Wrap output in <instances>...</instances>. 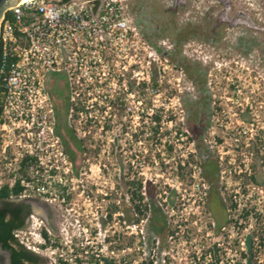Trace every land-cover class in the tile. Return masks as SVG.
I'll use <instances>...</instances> for the list:
<instances>
[{
    "label": "rangeland",
    "instance_id": "obj_1",
    "mask_svg": "<svg viewBox=\"0 0 264 264\" xmlns=\"http://www.w3.org/2000/svg\"><path fill=\"white\" fill-rule=\"evenodd\" d=\"M124 4L134 27V53L139 56L132 63L136 66L134 92L110 97L113 106L123 110L120 117H112L110 130L97 121L96 109L69 111L67 119L74 130L69 138L70 171L53 176L55 182L67 178L68 187L51 195L57 200L55 227L60 246L71 242L78 249L95 247L103 256L127 259L131 240L126 231L130 229L118 219L121 213L110 220L106 216L115 200L127 203V171L129 179L141 178L153 191L144 200L150 202L144 221L132 229L137 232L133 234L134 259L139 257L137 248L145 246L140 229L150 235L164 230L172 216L213 215L205 206L208 183L200 168L201 158L208 155L219 167L216 183L222 214L244 220L243 233L259 250L258 264H264V0H125ZM186 23L211 30L217 25L218 32L200 30L178 42L176 28ZM142 41L144 47L148 45L145 57L141 56ZM182 60L197 67L208 102V121L199 138L201 153L196 148L199 139L186 127L185 108L190 100L196 105L201 92L181 66ZM101 72L107 75V67ZM152 75L158 79L156 86L149 84ZM115 78H107L103 89L122 90ZM143 80L148 83L137 94L136 82ZM73 97L77 101L83 96ZM159 108L163 110L161 135L152 138L149 115ZM118 118L123 123L115 122ZM78 139L84 140L81 154L73 151L72 142ZM186 160L180 170L178 162L183 165ZM255 162L262 174L257 184L249 179ZM231 203L237 204V211L231 210ZM243 208L250 210L247 219L238 215ZM161 217L165 222L160 223ZM254 262V258L247 260V264Z\"/></svg>",
    "mask_w": 264,
    "mask_h": 264
},
{
    "label": "built area",
    "instance_id": "obj_2",
    "mask_svg": "<svg viewBox=\"0 0 264 264\" xmlns=\"http://www.w3.org/2000/svg\"><path fill=\"white\" fill-rule=\"evenodd\" d=\"M124 1L23 0L4 11L0 20V189L16 184L21 187L18 194L10 197L50 200V192L55 190L53 176L67 164V154L55 132L54 102L48 87L55 76L62 75L66 82L69 101H73L69 111L78 113L97 110V101L110 108L115 104L109 100L114 93L134 92L132 77L136 66L132 63L133 57L139 56L134 53L135 32ZM144 44L142 41V57L148 56V45ZM103 67H107V75L101 72L102 78ZM107 78L117 79L122 90L103 89L109 83ZM142 82L146 86L148 80ZM142 82H136L137 94L145 88L141 87ZM73 96L83 97L75 101ZM132 216L128 224L119 219L130 229L126 231L131 240L127 242V259L103 256L95 247L78 249L71 242L60 246L56 234L33 212L27 226L15 229L13 236L50 264H247L253 258V264L261 261L257 259L259 250L252 247V241L248 245L243 230L235 226L225 237L213 233V215L172 216L166 219L168 226L163 235H149L140 229L145 246L137 248L139 257L134 259L133 234L137 232L132 229L144 221V216Z\"/></svg>",
    "mask_w": 264,
    "mask_h": 264
},
{
    "label": "trees",
    "instance_id": "obj_3",
    "mask_svg": "<svg viewBox=\"0 0 264 264\" xmlns=\"http://www.w3.org/2000/svg\"><path fill=\"white\" fill-rule=\"evenodd\" d=\"M210 29V28H209ZM204 29L203 25H193L190 23L184 24L180 28H176V39L178 42H181V40L186 37L188 34H192L194 32H200V30L204 31L205 33H211L213 35L217 34L218 28H214V30L210 29ZM206 35V34H204ZM174 54L178 52L177 49H174ZM181 66L184 68L186 74L189 76V78L195 82V84L200 89L201 95L199 97V101L196 102V105H193V103L190 101L185 103V108L187 110V116H186V127L188 130L192 131L194 133V137L196 139L202 138L203 136V130L205 125L208 121V115L206 114L207 108H208V102L206 101L204 90H203V81L201 76L198 74L197 67L190 63L187 60H182ZM3 79V75L0 73V82ZM61 75L55 76L51 81H61ZM50 81V82H51ZM157 77L155 75H152L149 80V84L151 86L157 85ZM50 82L48 83V87L51 91V97L54 102V110H55V117L59 125H62V120L65 119L66 114H69V108L70 106L66 107V104L63 102V104H58L56 101V94L54 89H56V85H53L50 87ZM145 86V82L141 83V87L143 88ZM154 96V93H151L150 95V101H152ZM111 101V99H109ZM105 105H98L97 101V121H103L105 129L110 130L112 128L111 119L115 115L117 117H120L123 113V110L120 108H115L113 105L110 108H106ZM68 108V110H67ZM75 114L78 113V110H74ZM85 112V111H84ZM116 112V113H115ZM86 113L88 111L86 110ZM163 118V110L161 108L156 110H151V113L149 115L150 119V133L152 138H157L159 135H161L159 128L162 123ZM171 118H166V121H171ZM119 123L121 122V118H118L117 121ZM74 130H70L69 136L74 137ZM186 136V134H183ZM170 150L172 147L167 146ZM196 148L198 149L199 153L203 152V148L200 145V139L199 142L196 144ZM85 149V148H84ZM71 153V152H70ZM71 159L73 157L71 156ZM200 162V168L202 170L201 175L205 178V180L208 183V190L207 194L205 196V206L209 212L213 215H222L223 213V203L222 198L220 196V192L218 190L217 186V172L219 170L218 163L215 159L212 157L205 155L203 158H201ZM188 163V160L185 161V163L182 165L181 161L178 162L177 166L180 170L184 169V165ZM252 173L249 176V179L253 183H259V178L262 177V174L260 172V167L255 162L251 164ZM125 185H128V188L126 187V191L128 193L129 198L132 200L133 204V212L132 214L143 216L146 215V211L149 210L150 202L144 201L148 199V196L151 191L150 183L143 184L141 178L137 179H129V172L125 173ZM21 191L20 185L16 184L12 188H8V186H3L0 189V200H5L9 198L11 194H18ZM230 208L232 211H237V204L231 203ZM113 208L109 206L108 212L106 213L107 220L111 219ZM126 213V212H125ZM250 214V210L247 208H243L241 211L238 212V215H241L243 218L247 219ZM24 216H17L11 219L5 218V209L0 210V244L1 246L10 251L11 253V264H25V261H33V264H38L39 260L36 254L32 253L31 251L25 249L24 247L17 244L14 240L13 236V230L19 227H22L24 225ZM139 218H135V220H138ZM161 231H164L161 229ZM158 231H154V233H157ZM249 245V240H248ZM105 260H107L105 258Z\"/></svg>",
    "mask_w": 264,
    "mask_h": 264
},
{
    "label": "flooded vegetation",
    "instance_id": "obj_4",
    "mask_svg": "<svg viewBox=\"0 0 264 264\" xmlns=\"http://www.w3.org/2000/svg\"><path fill=\"white\" fill-rule=\"evenodd\" d=\"M183 2H186V0H183ZM178 7V5L173 8L174 10L170 11L172 14L176 13V8ZM217 27L213 26V30L214 28ZM56 85V89H54L55 94H56V101L58 104H63V102L66 104V107L70 106V101H69V91L68 88L66 86V82L63 80L55 82V81H51L50 82V87ZM68 110V108H67ZM68 113L66 114V117L64 120H62V125H59L57 120H56V124H55V132L59 138V143L60 146L62 148V150L67 154V164L63 165L62 167V173L64 174H68V172L70 171L69 165H70V136H69V132H70V126H69V122H68ZM72 146H73V151L78 154L82 151H84V140L83 139H78V140H74L72 142ZM73 157V156H72ZM64 177V176H63ZM54 184V188L57 190H65L68 187V182H67V178H64L63 181L61 182V180H57L56 182H53ZM125 185V184H124ZM52 187V186H51ZM125 187L128 188V185H125ZM52 195V190L50 192ZM57 200H55L54 198H50V200L42 201L37 197H25V198H13L10 197L5 199V200H0V210L1 209H5V218L6 219H11L17 216H24V225H26V223L28 222L29 216L32 212L37 213L41 216H43L42 214H46L45 217V222L50 230V232L52 234H55V221H54V215H55V203ZM59 203V202H58ZM119 202L117 200H115V202H112V204L110 205L113 208L112 211V215H117L119 213H121V220H125L126 223L128 224L129 222H132L133 220V216H132V211H133V205H132V200L129 198L128 196V200L126 205H122V204H118ZM126 212V213H125ZM112 215H111V219H112ZM122 217H125L124 219ZM215 218V223H214V227L212 232L213 233H217L220 234L222 237H225L226 235H228V233L230 232L231 228L233 227H237L239 230H244V220H242L241 218L236 219V217L230 216V215H214ZM163 219H165V217H161L160 220H162L160 223L165 222ZM237 220V221H236ZM23 225V226H24ZM20 228V227H19ZM17 229V228H16ZM15 230V229H14ZM13 230V231H14ZM165 232L159 230L157 232V234L159 235H163ZM10 253V251H9ZM38 257L39 262H43V259L36 255ZM10 262H11V253H10ZM25 264H33V261H25Z\"/></svg>",
    "mask_w": 264,
    "mask_h": 264
},
{
    "label": "water",
    "instance_id": "obj_5",
    "mask_svg": "<svg viewBox=\"0 0 264 264\" xmlns=\"http://www.w3.org/2000/svg\"><path fill=\"white\" fill-rule=\"evenodd\" d=\"M20 0H0V20L2 19V16H3V13L4 11L7 9V8H10V7H13L15 6ZM34 213V212H33ZM36 215H38L39 217H41L44 222H45V217H46V214H42L43 216L35 213ZM56 214V213H55ZM54 221H55V215H54ZM28 223V222H27ZM27 223L26 225L20 227V228H17V229H21L23 230L26 226H27ZM46 223V222H45ZM47 225V224H46ZM56 228H55V234H56ZM15 242L17 244H19L20 246L24 247L23 245H21L18 240L16 238H14ZM25 248V247H24ZM26 249V248H25ZM28 250V249H27ZM30 251V250H29ZM32 253L36 254L35 252L31 251ZM38 255V254H36ZM40 256L42 259H43V262H39L38 264H50V262L48 261L47 258L41 256V255H38ZM0 264H11L10 262V253L8 250L4 249L1 244H0Z\"/></svg>",
    "mask_w": 264,
    "mask_h": 264
},
{
    "label": "bare ground",
    "instance_id": "obj_6",
    "mask_svg": "<svg viewBox=\"0 0 264 264\" xmlns=\"http://www.w3.org/2000/svg\"><path fill=\"white\" fill-rule=\"evenodd\" d=\"M20 1H23V0H20Z\"/></svg>",
    "mask_w": 264,
    "mask_h": 264
}]
</instances>
